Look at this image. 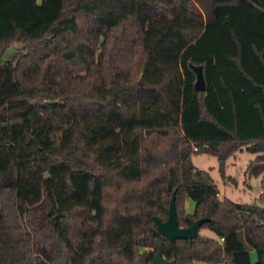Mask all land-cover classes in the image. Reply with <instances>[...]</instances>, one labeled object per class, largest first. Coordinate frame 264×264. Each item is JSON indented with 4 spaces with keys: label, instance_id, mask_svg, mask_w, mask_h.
I'll use <instances>...</instances> for the list:
<instances>
[{
    "label": "trees",
    "instance_id": "trees-1",
    "mask_svg": "<svg viewBox=\"0 0 264 264\" xmlns=\"http://www.w3.org/2000/svg\"><path fill=\"white\" fill-rule=\"evenodd\" d=\"M243 151L263 197L264 0H0V264H264V204L193 163ZM174 193L215 237L160 235Z\"/></svg>",
    "mask_w": 264,
    "mask_h": 264
},
{
    "label": "rangeland",
    "instance_id": "rangeland-1",
    "mask_svg": "<svg viewBox=\"0 0 264 264\" xmlns=\"http://www.w3.org/2000/svg\"><path fill=\"white\" fill-rule=\"evenodd\" d=\"M22 47L23 45L18 42L12 44L7 50L5 59H12L14 53ZM254 157V154L247 151L239 152L231 157L227 162V174L234 178L230 177L228 180H223L221 177L218 159L215 156L207 154L193 156V163L199 170L209 172L219 192L221 191L220 198H228L236 203H256L263 205L262 177H249L245 172L249 161L254 159ZM187 200L192 204L191 207H188V211L190 208L193 210L195 207L194 201L191 199ZM200 235L215 237L214 232L206 228H201ZM250 252L252 261H256V251L251 249Z\"/></svg>",
    "mask_w": 264,
    "mask_h": 264
},
{
    "label": "water",
    "instance_id": "water-1",
    "mask_svg": "<svg viewBox=\"0 0 264 264\" xmlns=\"http://www.w3.org/2000/svg\"><path fill=\"white\" fill-rule=\"evenodd\" d=\"M193 70L196 73V82H195L196 90L204 91L206 89V82L204 78L203 66L193 65ZM175 200L176 198H175V193H174L170 200L167 220L163 221L157 216L154 217V220L156 221L160 235L169 241L177 240V239H188L189 240V239H194V238L199 237L202 225L206 221H208L209 218L208 217L200 218L196 220L189 227H186V228L181 227L179 225V220L177 217ZM154 264H175V261L166 260L163 255V247L160 246L154 258Z\"/></svg>",
    "mask_w": 264,
    "mask_h": 264
},
{
    "label": "crops",
    "instance_id": "crops-1",
    "mask_svg": "<svg viewBox=\"0 0 264 264\" xmlns=\"http://www.w3.org/2000/svg\"><path fill=\"white\" fill-rule=\"evenodd\" d=\"M251 161V160H250ZM249 161V162H250ZM228 162V161H227ZM249 164V163H248ZM248 166V165H247ZM247 169V168H246ZM246 172V171H245ZM226 173H227V169H226ZM227 176H230V175H228L227 174ZM230 177H232V178H234L233 176H230ZM260 177H262V176H260ZM262 182V181H261ZM220 194H221V191H220ZM192 206V204H190V202L188 201V200H186V211L188 212V213H192L193 211H194V209L192 210L191 208H190V210L188 211V207H191Z\"/></svg>",
    "mask_w": 264,
    "mask_h": 264
}]
</instances>
